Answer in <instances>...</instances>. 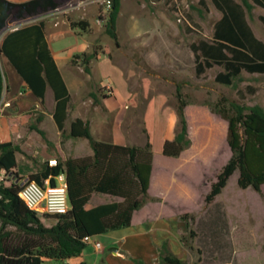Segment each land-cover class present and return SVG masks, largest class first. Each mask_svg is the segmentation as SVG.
I'll use <instances>...</instances> for the list:
<instances>
[{"label":"rangeland","instance_id":"rangeland-1","mask_svg":"<svg viewBox=\"0 0 264 264\" xmlns=\"http://www.w3.org/2000/svg\"><path fill=\"white\" fill-rule=\"evenodd\" d=\"M62 1L57 11L22 23L45 22L50 48L70 91L65 134L57 135L50 117L41 114L53 108L51 92L39 108L29 107L35 105V98L25 93L22 80L2 59L4 94L9 87V98L17 95L18 105L28 108L18 125L30 133L29 127L40 128L44 118L46 130L45 139L34 136L23 146L17 144L23 147L17 168L9 175L2 172L0 178L21 184L49 159L61 160L56 148L68 149L64 145L68 125L75 118L88 121L93 137L101 142L142 147L148 140L153 152L150 194L161 198H155L141 218L171 217L167 220L176 226L172 231L181 240L188 264H264V185L263 197L249 188L240 190L235 172L211 204L204 201L230 158L226 122L209 107L225 97L264 108V74L242 71L236 90L215 82L221 66H200L203 62L195 58V47L212 42L221 13L211 0H121L113 40L106 27L109 0ZM261 16L264 10L255 7L246 19L264 42ZM80 21L88 23L85 31L76 26ZM83 48L84 53L95 54L88 66L82 58L73 62L74 55L68 59L70 54L80 55ZM106 81L111 95L106 94ZM177 87L188 103L184 114L191 145L178 159H170L162 156L161 148L178 130ZM15 106L12 103L10 108ZM1 107L5 109L3 102ZM73 140V146L89 149L86 140ZM41 222L50 227L56 220L45 217ZM7 231L5 243L21 245L24 237L12 227Z\"/></svg>","mask_w":264,"mask_h":264},{"label":"trees","instance_id":"trees-1","mask_svg":"<svg viewBox=\"0 0 264 264\" xmlns=\"http://www.w3.org/2000/svg\"><path fill=\"white\" fill-rule=\"evenodd\" d=\"M239 1L211 0L221 18L215 24L212 42H201L193 50L196 60L203 62L199 63L200 66L223 68L215 77L216 83L236 90L242 71L264 74V44L254 36L246 19L251 17L255 7L264 10V0ZM109 3L107 34L116 40L115 25L121 0H109ZM62 4V0L22 3L0 0V36L9 24L49 14ZM259 20L264 27V17ZM76 26L85 31L89 25L80 21ZM94 56L83 52L74 55L73 62L82 58V64L88 66ZM0 58L8 61L40 103L44 101L46 90L50 89L54 100L52 117L58 131L64 135L70 95L48 48L45 22L38 21L6 31L0 40ZM4 88L0 66V102ZM176 99L178 130L171 140L163 142L161 148L162 156L167 158H179L191 145L184 114L188 103L179 87L176 88ZM209 109L227 123L226 142L230 158L211 184L204 199L206 205L222 193L235 172L236 185L240 190L249 188L263 197L264 108L246 106L221 97ZM29 128L45 139L42 130L34 125ZM68 137L86 140L92 156L55 159L56 165L43 163L39 170L27 176L28 182L41 187L49 179L50 186L54 187L57 178L63 175L70 205L66 214L50 216L29 210L20 196L21 184L0 178V264H45L46 261L68 264L66 262L80 257L87 249L85 239L129 227L135 211L157 201L148 194L153 162L152 146L148 140L142 147L101 142L94 139L89 122L80 118L69 123ZM19 152L17 144L0 143V174H12L18 165L16 153ZM93 193L118 197L122 201L85 209ZM45 217L54 218L56 223L45 227L41 222ZM8 227L24 237L21 245L11 247L5 243L10 236ZM157 252L158 264H187L171 252L166 242ZM134 264L143 263L134 261Z\"/></svg>","mask_w":264,"mask_h":264},{"label":"crops","instance_id":"crops-1","mask_svg":"<svg viewBox=\"0 0 264 264\" xmlns=\"http://www.w3.org/2000/svg\"><path fill=\"white\" fill-rule=\"evenodd\" d=\"M8 1L14 3H22L29 0H8ZM43 16H47V15H43ZM23 21L25 20L9 24L6 31H11L17 27H22L25 25L32 24V23L23 24L22 23ZM2 35L0 36V40L2 38ZM45 39L48 44L50 53L55 61V64L62 76V79L70 95V91L67 86L66 79L63 77L58 67V58L53 54L50 48L46 36V29H45ZM261 42L264 44L263 41ZM84 50L85 48L81 49V51L78 54L83 53ZM72 55H76V54H70L68 56V59H71ZM2 59L4 58H0L1 70H2ZM23 88L26 90L25 93L31 94L24 83H23ZM11 92L12 91L10 90V88L7 87L5 94L3 92L2 95L1 102L5 104H9V106L5 107V109H3L2 113L0 114V143H4V142H12L14 144L21 143L23 146L25 143H27V140H29L30 138H36L34 136H40V135L35 131L27 133L26 132L27 129L18 125L19 123H23L25 117H27L25 114L28 112V108L24 109L23 107H20L18 105L19 101L17 95L10 96L9 98V93ZM48 92H51L50 89L46 90L45 95ZM44 102H45V97H44ZM12 103L16 104V106L13 109L10 108ZM40 104H41L40 101L35 98V105L31 104V106L29 107H35L37 109L39 108ZM53 111H54V100H53V108L50 110V112L48 113L45 110L44 111L41 110V114L50 117V119L52 120V126L56 130V134L60 135V132L58 131L52 117ZM68 116H69V105H68ZM43 121L44 118L40 123L41 127L39 129L44 132L46 128L45 126H43L44 124ZM78 140H82V139H78ZM73 141L74 140L71 138H67L65 140L64 145L68 146L67 149L68 153L66 148H62L60 146L56 148L58 150L57 153L60 155V157H62L61 160H66L67 158L78 159V158L92 156V151L90 147L88 150H86L84 145L77 144L76 146H73ZM22 146H20V152L16 153L17 164H18V154H21V150H23ZM170 159H178V158H170ZM49 160H55V159L51 158ZM152 168H153V162H152ZM34 172L35 171H33V173ZM62 179H64V176L58 177L56 180L57 183L60 182ZM151 184H152V170H151L148 194L152 198L160 199L161 197L150 194ZM121 201L122 199L118 197L109 196L106 194L93 193L90 197V200L85 205V209H91L99 205L112 203V202H121ZM150 205H152L151 202L147 203L140 210L135 211L132 214L129 227L89 238V244H87V249L82 253V255L78 258L71 259L66 263L79 264L81 261H85L87 262V264H134V261H141L143 264H158L157 251L159 247L165 242L168 244L171 252L177 258L186 262V256L182 252L181 240H179L176 234L173 233L174 231L173 229H175L174 227L176 226L172 224L171 221L167 220V218H171V217L149 218L147 214L146 217L141 218V214L145 212L147 208H150L149 207ZM95 244H99L100 247L96 249L94 246Z\"/></svg>","mask_w":264,"mask_h":264},{"label":"built area","instance_id":"built-area-1","mask_svg":"<svg viewBox=\"0 0 264 264\" xmlns=\"http://www.w3.org/2000/svg\"><path fill=\"white\" fill-rule=\"evenodd\" d=\"M108 7L110 3L108 1ZM107 95L112 94V88L106 81L104 85ZM2 102H0V114L2 113ZM4 107H8L9 104L3 103ZM49 166L56 165L55 160L48 161ZM63 176V175H61ZM21 199L25 206L31 211H37L44 215H64L69 209V201L67 195V187L65 179H62L56 186L51 187L49 179L44 181V186L41 187L34 182H28L27 180L21 183ZM41 208V209H40ZM85 242L89 244V239H85ZM95 248H99V244L94 245Z\"/></svg>","mask_w":264,"mask_h":264}]
</instances>
